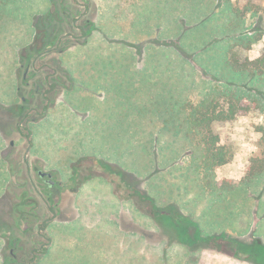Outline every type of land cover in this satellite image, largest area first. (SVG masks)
Here are the masks:
<instances>
[{
    "label": "rangeland",
    "instance_id": "obj_1",
    "mask_svg": "<svg viewBox=\"0 0 264 264\" xmlns=\"http://www.w3.org/2000/svg\"><path fill=\"white\" fill-rule=\"evenodd\" d=\"M44 1L8 0L0 8V105L14 97L19 57L34 37L33 23L52 19ZM102 1L106 38L94 37L62 56L64 66L87 90L64 95L65 101L72 111L87 116L80 119L65 108L41 121L32 128L34 154L60 172L83 157L98 158L102 172L118 167L149 178L156 169L160 174L142 184L150 199L162 208L175 204L209 235L228 233L244 243L259 242L260 253L253 256L264 264V174L249 185L240 183L253 160L263 155L257 128L264 125V113H239L235 120L213 126L228 154L227 164L213 172L214 182L230 181L235 188L212 193L204 187L209 178L195 170L192 146L161 130L164 119L152 107L153 101L182 99L190 86L185 97L193 100L217 85L212 73L222 66L220 46L206 57L192 54V62L182 50L192 53L214 39H249L256 31L261 40L246 52L256 59L264 44V0H230L229 13L222 0ZM115 36L117 41L108 40ZM11 140L23 150L13 117L0 113V155L16 149L10 148ZM8 159L14 163L16 158L12 154ZM6 169L0 165V179H6L0 184V201H7V206L5 200L0 204V264H13L10 250L15 243L8 240V230H17L19 221L15 195L7 189L13 173ZM70 206V220L49 227L52 244L39 264H250L234 258L227 246H218L219 252L191 253L159 242L152 219L120 201L103 176L83 183Z\"/></svg>",
    "mask_w": 264,
    "mask_h": 264
},
{
    "label": "flooded vegetation",
    "instance_id": "obj_2",
    "mask_svg": "<svg viewBox=\"0 0 264 264\" xmlns=\"http://www.w3.org/2000/svg\"><path fill=\"white\" fill-rule=\"evenodd\" d=\"M48 2L50 5L46 11L52 14V19L48 17L41 24L33 23L34 37L19 57L21 73L16 75L15 101L0 105V113L13 117L23 147V150L17 149L18 141L11 140L10 148L16 149L1 154L5 169L13 173L7 189L11 188L15 195L19 221L18 229H9V238L6 235L2 238L15 243L14 249L10 250L13 264H39L42 261L52 244L49 227L70 220L71 200L79 193L82 184L91 178L103 176L120 201L131 202L129 185L123 181L126 186L119 194L121 186L113 179L118 167L102 172L98 158L83 157L72 166L69 163L67 169L60 172L33 152L35 134L32 128L41 121H49L59 109L72 111L64 95L72 96L83 89L87 91L86 86L76 82L74 75L64 66L62 56L78 46H87L94 37L106 38L101 30L100 16L106 10L102 0ZM61 30L65 32L58 34ZM116 38L107 39L117 41ZM73 113L80 119L87 116ZM12 154L16 158L14 163L8 159ZM43 207L45 212L41 213ZM173 207L181 214L176 205ZM153 222L161 225L163 220Z\"/></svg>",
    "mask_w": 264,
    "mask_h": 264
},
{
    "label": "trees",
    "instance_id": "obj_3",
    "mask_svg": "<svg viewBox=\"0 0 264 264\" xmlns=\"http://www.w3.org/2000/svg\"><path fill=\"white\" fill-rule=\"evenodd\" d=\"M7 1L0 0V8L2 5L5 6ZM222 2L227 5L226 12L229 13L231 11L230 0H222ZM259 38L260 34L255 31L253 37L249 39L243 35L234 41L227 38L228 42L226 40V43L225 39H214L206 46L194 52L191 51L192 53L182 50V56L187 60L194 53L206 57L207 53H211V50L214 51L216 47L220 46L223 52L222 66H220V70L211 72L217 85L207 88L201 97L193 98V100L185 97L187 90L192 87L190 86L183 92L182 99L171 102L167 99L153 101L152 104V107L155 104L153 107L155 115L164 119V123H160L163 127L161 130L174 137L181 136L192 146L191 158L195 170H200L206 179L209 178L204 187L210 188L212 193L214 191L230 192L235 188V184L230 181L214 182L213 172L227 164L228 154L219 144V137L213 132V126L217 123L233 121L239 113H264V44L256 59H250L246 54L251 49L252 43L261 40ZM190 61L192 62V60ZM181 95L182 93H180ZM257 131L261 134L260 144L264 146V125H260ZM262 154L261 158L253 160L248 173L240 181L242 186L249 185L264 174V149ZM159 174L155 169L149 178H146L118 169L114 171L113 179L116 184L121 186L119 194L122 193V187L126 186L123 181L129 185L128 190L132 202L130 203L140 214L149 216L153 221L163 220L161 225L153 222L161 243L168 246L179 245L191 253L209 249L219 252L218 246H227L232 248L233 257L239 261L259 264L253 253L254 251L260 253L261 245L255 240L244 243L243 240L228 233L226 235L221 233L209 235L201 231L198 220L192 215H181L173 207L175 204L163 207L165 208L163 209L155 203L154 199H150L149 192L144 189L142 184H147V180H150L152 176L156 178ZM205 177L203 176V179ZM166 252L167 250L163 249L162 254L165 255Z\"/></svg>",
    "mask_w": 264,
    "mask_h": 264
},
{
    "label": "crops",
    "instance_id": "obj_4",
    "mask_svg": "<svg viewBox=\"0 0 264 264\" xmlns=\"http://www.w3.org/2000/svg\"><path fill=\"white\" fill-rule=\"evenodd\" d=\"M44 4H45V8H48V5H50V3L48 2V0H45V1H44ZM45 11H46V9H45ZM15 87H16V85H15ZM15 89H16V88H14V90H13L14 97H13V99H12L11 102H14V101H15V97H16ZM11 102H10V100H9V101L6 102L5 104H9V103H11ZM0 165H1L2 168H4V163L1 161V155H0ZM1 172H2V170L0 171V173H1ZM4 172H5V170H4ZM6 172H8V171H6ZM6 172H5V173H6ZM4 183H6V179H5L4 177H2V179H0V184H4ZM3 200L6 201L5 198H2V200L0 201V204L3 202ZM5 204H6V206H7V201H6Z\"/></svg>",
    "mask_w": 264,
    "mask_h": 264
}]
</instances>
